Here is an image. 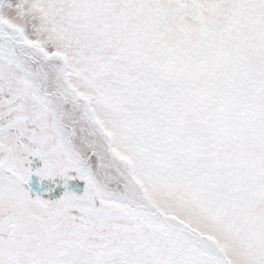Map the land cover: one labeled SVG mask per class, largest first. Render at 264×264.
<instances>
[{
	"label": "snow or ice",
	"instance_id": "obj_1",
	"mask_svg": "<svg viewBox=\"0 0 264 264\" xmlns=\"http://www.w3.org/2000/svg\"><path fill=\"white\" fill-rule=\"evenodd\" d=\"M0 264H264V0H0Z\"/></svg>",
	"mask_w": 264,
	"mask_h": 264
}]
</instances>
